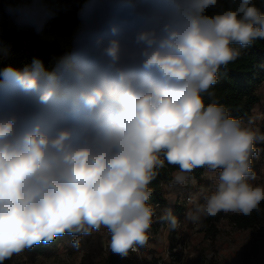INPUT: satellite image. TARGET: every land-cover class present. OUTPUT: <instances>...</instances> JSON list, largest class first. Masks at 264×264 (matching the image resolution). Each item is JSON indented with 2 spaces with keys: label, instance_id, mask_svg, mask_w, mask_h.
Returning <instances> with one entry per match:
<instances>
[{
  "label": "clouds",
  "instance_id": "1",
  "mask_svg": "<svg viewBox=\"0 0 264 264\" xmlns=\"http://www.w3.org/2000/svg\"><path fill=\"white\" fill-rule=\"evenodd\" d=\"M217 3L81 0L51 68L34 59L0 69V264L65 234L78 248L102 227L121 258L146 246L149 185L165 162L178 166V185L197 168L215 174L187 221L258 209L264 185L251 181L264 132L230 116L210 89L241 48L264 39V14L239 0L208 15ZM66 10L62 0H32L9 11L40 33ZM162 219L179 227L171 211Z\"/></svg>",
  "mask_w": 264,
  "mask_h": 264
},
{
  "label": "trees",
  "instance_id": "2",
  "mask_svg": "<svg viewBox=\"0 0 264 264\" xmlns=\"http://www.w3.org/2000/svg\"><path fill=\"white\" fill-rule=\"evenodd\" d=\"M80 2L81 0H67L64 4L67 10L61 11L47 23L42 32L37 33L30 28L19 26L16 18L10 15L6 0H0V69L9 66L23 69L30 66L34 59L41 60L46 68H51L54 59L64 54V49L68 46L78 24L77 11ZM238 2L239 0H218L215 7L207 10V14L214 15L235 9ZM253 3L264 14V0H253ZM262 83H264V39H257L247 48H241V55L235 61L220 69L218 81L210 91L214 92L213 98L228 110L230 116L244 120L251 118L256 104L259 103L257 89ZM209 102L211 100L205 95V103ZM258 146L259 144L256 145ZM261 147L264 155V144ZM165 166L158 169L157 177L149 185L152 196L148 203H165L161 183L170 181L172 172L179 169L178 166L167 162ZM204 169L193 170L189 178L199 180ZM221 219L226 220L233 229L251 230L244 258L258 252V245L264 232V201L249 215L220 212L215 217H208V221L216 223ZM212 232H216L214 226L208 229L207 234ZM71 236L68 234L58 236L51 243H40L25 250L36 255H46ZM102 264L128 263L110 252Z\"/></svg>",
  "mask_w": 264,
  "mask_h": 264
},
{
  "label": "rangeland",
  "instance_id": "3",
  "mask_svg": "<svg viewBox=\"0 0 264 264\" xmlns=\"http://www.w3.org/2000/svg\"><path fill=\"white\" fill-rule=\"evenodd\" d=\"M6 2L9 11L10 8L30 4L32 0H6ZM66 2L67 0H62L63 4ZM257 95L259 103L256 104L251 118L242 121L245 123L252 121L254 128H259L261 132H264V83L257 89ZM253 170L256 172V179L251 183L264 185V155L262 151L259 157L253 158ZM178 171L179 169L174 171L173 175ZM214 175V173L207 171L201 181L188 179L186 184L192 193L193 203L185 207L187 212L194 210L198 203H203L204 198L215 190ZM176 189V186L173 185L164 187V194L171 205L176 199ZM203 221L199 225L189 222V226L185 230L186 232L191 231L190 244L195 251V257L192 260H185L182 264H264V232L258 245V252L244 258L243 255L247 251V241L251 230L233 229L226 220H222L216 226V235L210 237L206 231H203ZM74 239L73 236L70 239H65L63 244L51 249L46 255H36L24 250L4 261V264H102L111 252L109 247L110 233L106 228L102 227L98 231L94 230L90 235L83 236L78 248L73 244ZM165 239L170 243L172 238L166 235ZM151 243L152 240L148 241L147 246L150 248L153 246L154 252L160 253L162 251L159 244L151 245ZM123 260L126 261L127 258L125 257Z\"/></svg>",
  "mask_w": 264,
  "mask_h": 264
},
{
  "label": "built area",
  "instance_id": "4",
  "mask_svg": "<svg viewBox=\"0 0 264 264\" xmlns=\"http://www.w3.org/2000/svg\"><path fill=\"white\" fill-rule=\"evenodd\" d=\"M167 168V166H165ZM174 172L171 174V180L161 183V189L163 191V196L165 203H149L154 209L153 223L151 229L149 230V240H152L151 245L159 244L162 247L160 253L154 252L152 250L153 246L150 248L147 245L138 248L135 252H129L127 258L128 264H182L185 260H192L195 257V251L192 249L190 244L192 235L190 230L185 231L189 226V221L185 219L187 211L185 207L193 203V196L191 191L188 189L187 184L178 185L174 184ZM201 175V181L203 179ZM210 179V178H209ZM212 180V179H210ZM168 185L176 186L177 195L175 202L171 205L164 194V187ZM168 211H171L179 223V227L176 229H170L167 220L162 219ZM222 221V219L220 220ZM203 231L208 233V229L212 226L217 228V224L214 221H208V217L203 221ZM216 232L207 234L210 237L215 236ZM166 235L171 237V242L166 241ZM155 244V245H156Z\"/></svg>",
  "mask_w": 264,
  "mask_h": 264
},
{
  "label": "crops",
  "instance_id": "5",
  "mask_svg": "<svg viewBox=\"0 0 264 264\" xmlns=\"http://www.w3.org/2000/svg\"><path fill=\"white\" fill-rule=\"evenodd\" d=\"M257 148H258V149H261L262 147L259 145ZM207 171H209V170L205 168L203 174H204V173L207 174ZM225 213H228V212H225Z\"/></svg>",
  "mask_w": 264,
  "mask_h": 264
}]
</instances>
